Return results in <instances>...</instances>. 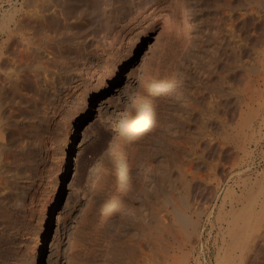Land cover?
<instances>
[{"label": "rangeland", "instance_id": "rangeland-1", "mask_svg": "<svg viewBox=\"0 0 264 264\" xmlns=\"http://www.w3.org/2000/svg\"><path fill=\"white\" fill-rule=\"evenodd\" d=\"M25 1L0 0V98L9 102L2 117H11L0 133L8 146L0 264H218L229 240L222 196L231 187L240 196L251 187V198L264 191V72L247 82L243 70L210 74L209 64L231 58L234 45L245 62L264 52V0H44L37 9ZM40 8L48 17L71 12L67 28L46 32L66 42L18 71L8 60L23 41L18 33L6 43L4 20ZM157 14L167 17L165 35L152 24ZM10 71L21 76L15 92ZM250 79L243 114L241 98L216 95ZM145 122L151 128L139 135ZM118 161L129 169L125 181L114 176ZM176 211L196 232L178 225Z\"/></svg>", "mask_w": 264, "mask_h": 264}, {"label": "bare ground", "instance_id": "bare-ground-1", "mask_svg": "<svg viewBox=\"0 0 264 264\" xmlns=\"http://www.w3.org/2000/svg\"><path fill=\"white\" fill-rule=\"evenodd\" d=\"M28 1V2H27ZM40 1H44V0H26L25 3H28V7L34 6L36 5V3L40 2ZM49 1V0H48ZM111 1V0H110ZM46 2V1H45ZM44 6V5H42ZM41 7L40 5L38 6V8ZM242 7V6H241ZM35 9H37L36 6H34ZM44 8V7H43ZM67 8V7H66ZM65 9L64 14L62 15L63 18H59V17H48L46 15H44L43 10L45 11V9H42V11H39V9L35 12H32V15L29 14H21V17L16 18L14 15H11L10 18L7 17L8 20H4V26L3 29H7V33H6V43H8L9 41H11L14 36L18 33L21 34V41H23V47L24 49L19 51L18 56L14 55L15 57L10 58L8 61H11V64L14 65V67L16 66V69L19 71V69L23 68L25 66H29V64L31 65L32 62L36 61V59H40L41 54H43V52L48 51L54 44V46H59L61 47V45H63L66 42V37L65 39L62 38L60 35L57 36H53L50 37L49 35H46V32L49 31L50 29H52V25H56V26H61L62 27H66L67 28V23L68 20L70 19L69 15V9L67 11V9ZM174 11V10H173ZM172 11V12H173ZM176 11V10H175ZM177 12V11H176ZM46 13V12H45ZM14 14V13H13ZM174 14V13H173ZM10 15V14H9ZM55 15V14H54ZM158 15V14H157ZM52 16V14H51ZM167 16V15H166ZM178 16V15H175ZM242 16V15H241ZM174 17V16H173ZM165 18L167 20V17H163L160 15L156 16L155 18H153V22L152 24L156 27V29H158L160 32V35H165L168 33L170 25L168 24L167 21H165ZM3 20V19H2ZM172 20V19H171ZM178 20V19H177ZM170 21V20H169ZM12 23V24H11ZM66 23V24H65ZM171 23V22H170ZM50 27V28H49ZM173 27V25H172ZM38 29H41L43 31V33L45 32V34H43L42 38L38 39V41H34V38L32 37L33 35H35L36 31ZM52 31V30H51ZM233 31V30H232ZM232 34V32H231ZM235 34V32H233V35ZM19 35V34H18ZM36 36V35H35ZM235 36V35H234ZM19 37V36H18ZM16 39V38H15ZM14 39V40H15ZM17 40V39H16ZM69 40V39H68ZM67 40V41H68ZM18 42V40H17ZM5 43V42H4ZM21 43V42H20ZM58 47V48H59ZM240 48L237 47L236 45H234V47L232 46L231 48V58L230 56L229 59H226L224 61V57L223 61L220 60V58H217L216 60H214L213 62H210L209 67H210V74H215L218 73L217 69L221 68H226L224 70H227L230 72L234 71L235 69H240L243 70L245 77H247L246 81L251 78V75L253 73H260V72H264V52L262 54H254V58L249 61V62H245L244 60V55L246 53L244 52H240ZM243 51V50H242ZM4 54V53H3ZM224 56V55H223ZM6 60V57H4ZM42 58V57H41ZM221 58V59H222ZM37 60V62H38ZM232 60V62H231ZM1 61V60H0ZM7 61V60H6ZM40 61V60H39ZM224 63V65H222ZM229 63V64H228ZM231 63V64H230ZM12 65V66H13ZM12 68V67H11ZM19 68V69H18ZM15 69V71H16ZM22 69V70H23ZM223 70V69H222ZM208 71V70H207ZM206 71V72H207ZM226 71V72H227ZM21 72V71H20ZM225 72V71H224ZM243 72L241 73L243 75ZM223 73V72H222ZM238 73V72H235ZM240 73V72H239ZM14 74V73H13ZM49 75V74H48ZM233 75V74H232ZM231 75V76H232ZM224 76V75H222ZM4 77V76H3ZM2 77V78H3ZM21 77V76H20ZM20 77L18 75H16V73L14 74V76L10 73L7 75V78L5 77L4 79H6V83H7V87H12L10 88L11 90L18 87L19 89V82H20ZM228 77V76H227ZM225 75V79L227 78ZM224 78L222 79V82L220 81V84L223 83L226 84V82L224 81ZM230 78V77H228ZM243 78V76H242ZM229 81V80H228ZM164 83V81H162ZM248 82V81H247ZM5 83V80L4 82ZM1 84L2 86L4 84ZM166 83V81H165ZM219 83V82H218ZM243 83V81H242ZM250 84H251V79L249 80V86H245L244 84V88L241 89L239 92H237V90H235L233 87H229L227 89L223 88V89H219L220 91H216V95H220L223 92L225 93V91L228 93L225 95L228 96H234L237 98H241L243 103H245V106H240V113L243 114L244 112H246L244 109L246 108L247 110L249 109L250 103H247L246 100L249 99L251 101V97L250 98H246L245 96H247L249 93H252V91L250 92ZM253 84V81H252ZM258 84V83H257ZM263 84V83H262ZM6 85V84H5ZM9 85V86H8ZM1 86V87H2ZM166 86V87H165ZM157 85V91L156 93H164V91H166L167 89V85ZM222 86V85H220ZM225 86V85H224ZM6 87V86H5ZM5 87L2 89H5ZM14 87V88H13ZM219 87V86H218ZM236 87V85H235ZM241 87V86H239ZM251 88V87H250ZM8 89V88H7ZM240 89V88H239ZM259 89V88H258ZM252 90H256L257 89L254 87L252 88ZM259 91V90H258ZM15 92V91H14ZM260 92V91H259ZM223 93V94H224ZM2 93H0V97ZM257 94V92H256ZM224 95V96H225ZM259 95V94H257ZM263 95V94H262ZM217 96V97H218ZM251 96V95H249ZM216 97V98H217ZM223 97V96H222ZM222 97H220V99H222ZM254 98V97H253ZM236 99V98H235ZM3 98H0V133L3 130V128L8 125L9 123V119H11V117H6V119L4 117H2V109L4 108V105L8 104L9 102H6V104H4V102L2 101ZM226 100V97H225ZM224 100V101H225ZM234 100V99H233ZM238 101V99H236ZM234 100V101H236ZM256 100V99H255ZM223 101V103H224ZM242 101H239L240 103ZM228 102V101H227ZM232 102V101H231ZM260 102V101H259ZM4 104V105H3ZM227 105V104H226ZM232 105V104H231ZM244 105V104H243ZM264 105V104H263ZM219 106V105H218ZM224 106V105H223ZM233 106V105H232ZM262 106V104H261ZM225 107V106H224ZM227 107V106H226ZM238 107V105H237ZM236 107V108H237ZM6 108V107H5ZM221 108V107H220ZM261 108V107H260ZM224 109V108H222ZM228 109V107H227ZM225 109V111L227 110ZM262 111V110H261ZM228 112V111H227ZM237 112V111H236ZM232 113V112H231ZM235 113V112H234ZM223 114V113H222ZM227 114V113H226ZM224 115V114H223ZM225 118V117H224ZM228 118V117H227ZM11 121V120H10ZM8 122V123H7ZM207 121H202L201 122V126L199 127V133H201L202 135H204L203 133H205V129L206 127H208L209 125L207 124ZM148 122H145L144 124H142V126L140 127V134L144 131H146L147 129H150L151 127L148 126ZM208 125V126H207ZM9 126V125H8ZM226 128V127H225ZM247 128V127H246ZM7 131V130H6ZM4 131V133L6 132ZM4 135V134H3ZM239 135V134H238ZM1 136V134H0ZM192 136V135H191ZM2 137V136H1ZM243 137V136H242ZM4 138V136H3ZM2 138V139H3ZM243 141V139H242ZM241 141V142H242ZM7 146L6 141L5 143L2 141L0 142V150L2 148H5ZM8 148V146H7ZM2 158V156H1ZM2 161V160H1ZM2 167V166H0ZM115 173L114 176L115 178L119 179L120 181H125L129 178L130 174H129V169L127 168V166L125 165V163H123L122 161H118L115 164ZM214 168V167H213ZM1 172V171H0ZM231 174V173H230ZM233 174V173H232ZM232 176V175H231ZM1 177V176H0ZM1 179V178H0ZM233 180V179H232ZM231 180V181H232ZM234 183V182H233ZM216 185V183H215ZM245 185V184H244ZM248 186V184H247ZM221 187V186H220ZM246 187V186H245ZM228 188V187H227ZM249 189H245L246 191L248 190L247 195L245 196V192L241 191V193H243L242 196H240L235 190H232L233 188L231 187V189L226 190L225 194L222 196L221 199V206H220V211L219 213L222 214V219H221V223H224V225L227 226V231L229 233V240L228 241H224L222 242L223 244V256H221L220 261L218 262V264H247V262H249V260L254 258V262L256 264H264V191L258 193V195H256L254 198H251V187L248 186ZM3 189V188H2ZM217 190L219 189V187L216 188ZM221 190V188H220ZM1 192V191H0ZM220 192V191H219ZM21 195V193H20ZM23 196V195H22ZM8 197V196H7ZM25 197V196H24ZM4 200V198H2ZM8 199V198H7ZM6 199V200H7ZM24 201V200H22ZM112 200H107L105 202V204L103 203L102 205V211L104 212V214H107V212L112 208L113 203L111 202ZM24 203V202H23ZM20 203L19 206H21ZM52 204V203H51ZM27 205V204H26ZM242 206V212L244 214L242 215H238L236 216V211L237 208H239V206ZM25 207V204L24 206ZM19 208V207H18ZM23 209V208H22ZM193 208H190L189 204L187 203V210L188 211H192ZM176 210V209H175ZM25 211V210H24ZM32 211V209H31ZM38 211V210H37ZM27 212V211H26ZM33 212V211H32ZM194 212V211H193ZM3 213V211H2ZM176 215H177V223L178 225L185 230V228H189L190 227H194L193 230L196 232V227H197V223H195L194 221H192V219L190 218V216H188L187 214L184 215L183 213H178L176 211ZM4 216V215H3ZM40 217V216H39ZM228 218H230V221L228 220ZM54 220V219H53ZM65 220V216L64 213L62 212V210L60 209L57 216H55V224H56V228H57V232L60 230L61 228V224L63 223V221ZM221 225V224H220ZM222 226V225H221ZM225 228V227H224ZM192 229V228H191ZM229 229V230H228ZM261 229L263 231H261ZM183 230V231H184ZM227 231H225V236L227 234ZM185 232V231H184ZM187 234V233H185ZM195 234V233H194ZM174 238V237H173ZM178 238V237H177ZM180 238V237H179ZM228 238V237H227ZM181 240V239H180ZM226 240V239H225ZM183 242V241H182ZM2 244V243H1ZM5 244V243H4ZM7 244V243H6ZM5 244V245H6ZM3 245V244H2ZM10 245V244H9ZM171 245V244H170ZM222 246V245H221ZM261 246L262 250L259 249V247ZM3 247H8V246H4ZM2 248V247H1ZM0 248V249H1ZM4 248V249H5ZM167 248V247H166ZM168 249V248H167ZM166 249V251H167ZM170 249V248H169ZM220 249V248H219ZM3 250V249H2ZM1 251V250H0ZM1 253V252H0ZM1 255V254H0ZM187 255V254H186ZM183 256V255H182ZM182 260V259H181ZM180 260V262H181ZM217 260L218 257H217ZM252 261V262H253ZM179 262V261H178ZM254 263V264H255Z\"/></svg>", "mask_w": 264, "mask_h": 264}]
</instances>
